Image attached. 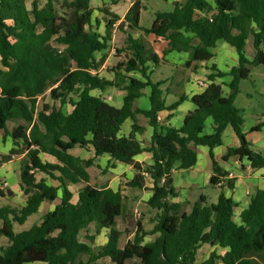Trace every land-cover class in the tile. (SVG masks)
<instances>
[{
	"label": "trees",
	"instance_id": "1",
	"mask_svg": "<svg viewBox=\"0 0 264 264\" xmlns=\"http://www.w3.org/2000/svg\"><path fill=\"white\" fill-rule=\"evenodd\" d=\"M90 1L31 0L28 7L26 0H0V130L13 143L7 153L0 154V166L22 155L19 184L25 196L22 205H0V237L7 240L0 244V264H126L134 258L138 264H264V189L251 193L238 221L234 220L236 204L223 191L215 202L200 196L188 211H181V203L172 201L178 196L173 174L195 165L196 147L200 145L209 148V183L220 189L223 185L233 188L234 179L217 186L226 173L212 152L222 143L221 133L227 125L239 144L228 147L222 159L237 156L249 161L253 169L264 167V153L247 140L241 109L234 104L240 82L250 77L251 67L264 66V0H173V9L155 12L148 28L139 24L142 0H131L118 23L119 29L125 27L127 36L125 45L116 52L125 55L108 70L111 78L98 74L104 58L97 59L95 53L109 46L120 16L106 7L98 9L104 18L100 33ZM101 1L118 5L124 0ZM131 31L141 35L134 37ZM142 32L166 42L163 56L173 51L187 53L184 67L192 66L193 72L198 63L212 58L211 50L218 40L229 44L238 55L237 64L228 72L230 95L223 96L221 85L214 82L215 77L227 73L212 65L209 83L191 97L195 107L182 124H160L158 113L167 110L170 116L186 96L181 93L166 103L168 86L164 87L163 79L151 78L160 57L144 42ZM248 39L254 49L251 58L245 50ZM130 72L139 73L141 78L128 75ZM107 87L125 91L121 107L91 93ZM145 87L150 88L149 108L133 109V101ZM47 90L50 100L70 103L72 110L64 114L51 103L39 106L38 96ZM138 113L153 128L148 145L133 135H118L126 119L132 120L134 132L143 130L137 123ZM10 120L21 122L9 128ZM207 120L211 121V133L205 131ZM262 125L264 121L252 130ZM76 145L92 146L94 157L83 160L70 154L68 150ZM143 152L150 153L152 163L133 162L134 156ZM41 154L56 162L43 160ZM105 154L110 157L109 167L116 160L133 164L128 187L142 189L146 181L152 182V193L145 202L151 227L145 229L138 220L122 248L119 239L123 232L116 220L130 217L132 205L120 189L89 184L86 171ZM77 183L84 185L72 203L68 186ZM5 196L6 190L0 189V198ZM57 198L54 208L45 212L39 223L14 231V224H23L42 202ZM90 224H94L95 232L85 233L81 239L80 233ZM102 229L107 230V241L96 246L95 236ZM148 236L152 239L147 241ZM203 245L214 249L197 262Z\"/></svg>",
	"mask_w": 264,
	"mask_h": 264
},
{
	"label": "crops",
	"instance_id": "2",
	"mask_svg": "<svg viewBox=\"0 0 264 264\" xmlns=\"http://www.w3.org/2000/svg\"><path fill=\"white\" fill-rule=\"evenodd\" d=\"M118 5H112L111 11L115 13L116 12L115 8ZM129 6L130 3L126 8L124 14L126 13ZM96 14L94 15V13H92L93 19L94 18L99 19L100 23L98 26V31L100 33H103L104 18H100ZM124 14L119 15L120 19L114 24L109 46L95 53V57L97 59L104 58L103 64L98 69V74L101 76H105L107 78H111L112 74L109 71H107V68L106 69L104 68V64L107 61L105 60V54L106 53L113 54L117 49L114 48V41L117 34L116 31L118 28V23L123 19ZM123 32L125 34V39H126L127 33L125 31ZM132 32L134 31H131V33ZM133 36L136 37V35ZM146 36L151 41V45L157 43L158 45L161 46L160 54H162L161 51L165 48L166 42L159 37L157 38L152 36L149 37L148 35ZM124 44H125V40H124ZM150 47L153 49L152 46ZM153 50L160 57L159 60L160 62L158 64L159 71L157 78L163 79L165 81L164 87L167 88L168 86L169 89L168 90L169 92H167L165 95L166 103L169 104L173 102V98H175L176 95H179L181 93H184L186 96V99L183 100L171 112L170 116H168L169 112L167 110H163L158 113V121L160 124L170 125L173 127H179L182 124V121L185 118V116L188 114V112L193 110L195 107V105L191 101V97L193 95L200 94L205 89L206 85L209 83L207 76L213 73V70L211 68L212 65H214L216 69L227 73L222 77H215L214 82L221 85L223 96L227 97L230 95L231 89L229 88V82L231 80V76L228 75V72L233 66L237 64L238 55L235 49L226 42L222 40H218L216 42L215 48L211 50L213 53L212 58H210L208 61H203L198 63V66L194 72L191 69L192 66L188 68L184 67V62L187 59V53L173 51L167 54L166 56L163 55L161 56L158 53V51H156L155 49ZM181 53L185 55H180L182 59L174 63L172 61V58H174L173 57L174 54L178 55ZM253 53H254V49L252 52H250V56H248V58H251L253 56ZM161 64H166L171 68H175L176 69L175 75L174 76L169 75V72H166L165 69L162 68L165 66L164 65L161 66ZM102 68H104L103 71L104 73L102 72ZM105 72H108L107 73L108 75ZM128 75L136 78H141L140 74L137 72H130ZM198 80L205 81V86L200 87L197 84ZM91 93L93 95L100 94L107 103L119 108L123 103V96L125 94V91L117 89L115 87H107L103 91L93 90ZM258 93H260V95L264 97V92H258ZM43 94H45V92ZM43 94L39 95L38 99ZM149 94H150V88L149 87L143 88L142 95L137 97L133 101L132 108L133 109L149 108L150 106ZM239 95H240V85H239V92L235 95L234 98V104L235 106L241 109V115L243 118L242 129L246 134V138L251 143L252 147L264 153V125L260 126L258 130H252L254 126L264 121V104L262 107L263 110H253V112L247 113L246 110L247 106L246 107L243 105L238 106L236 104ZM247 95L250 96V94ZM170 98H172V100L170 102H167V99ZM50 103L53 104L56 108H60L64 114H68L73 108V106L70 103H64L62 105L59 104V102L57 101H52ZM136 117H137L138 125L143 127V130L141 132H134L132 129V120L126 119L119 129L118 135L120 137H129L133 135L135 136L136 139L142 141L143 144L148 145L151 140L153 128L148 124L147 118L144 117L142 114L138 113ZM13 122L11 123V126L8 125L9 128H12L17 123H19L17 122L15 124ZM206 124L207 125L205 131L207 133H211L212 132L211 121L207 120ZM221 139H222V143L214 147L212 152L222 172L226 173L225 176L221 177V180L224 182V180L226 179H234V185L232 189L228 188L225 185H223L222 189H223V193L226 196H229L234 200L236 204L234 208V220L238 221L239 213L247 206L251 193L256 188L264 189V167L253 169L251 168L249 161H247L245 158H239L237 156H231L227 160L222 159V156L226 153L228 147H236L239 144V141L230 125H227L222 131ZM12 146H13L12 139L9 136H3V131L0 130V154L7 153ZM68 152L83 160L91 159L94 157V149L92 146L82 147L76 145L73 148L69 149ZM196 153H197L196 162L191 169L176 171L173 174V186L177 191L178 196L173 198L172 201L181 203V211H188L190 209L191 203L198 201L200 196H204V198H206L207 201L209 200V197L202 192V188H204L206 185H211L209 183V180L212 175V161L209 155V148L207 146H202V145L197 146ZM21 157L22 155L13 156L11 160L4 162L0 166V180H1L0 189L4 191L6 190V196L3 197L2 199H4L5 203H9L11 205L13 204L22 205L24 204V200H25L24 198L25 196L23 195L19 184V168H20ZM41 157L43 160H47L49 162H56L55 159L49 155L41 154ZM109 158L110 157L106 154L99 156L95 161L96 164L87 167L86 171L89 175V184L98 188L107 186L113 190L120 189L122 193L127 196L129 203L132 205V209L130 210L131 211L130 217H128L126 220H123L121 218H117L116 220L117 228L123 232L119 239L120 240L119 247L122 248L123 245L126 243V241L132 237L135 231L136 226H134L133 228L132 221L137 222L138 220H136V217L140 216V214L143 217L145 215L144 212H141L140 208L142 206L145 207V202L152 193L151 192L152 182L146 181L142 189H135L128 187L126 185V182L129 181L134 175L133 164L124 163L116 160L114 164L109 167L107 166L109 162ZM133 162L150 164L152 163L151 155L148 152H143L141 154L134 156ZM123 175L125 176V181L123 182V184H121L122 178L124 177ZM4 183H6V186H4ZM47 183L53 184V181L47 179ZM83 185L84 184L82 183H77L68 186V189L72 192V197H71L72 203H76L77 192L79 188L82 187ZM8 190L11 191L12 193L11 195L7 194ZM60 194H61L60 191H58V196H60ZM58 201L59 198L55 199L54 201H44L40 204L38 211L42 210L43 207L45 209V206L48 203L51 205H49V207L46 208L43 211V213L51 211ZM136 210L139 215H135ZM119 220L121 221V226L118 223ZM141 223L143 224L145 229H149L151 227L149 221L147 225L144 224L142 220ZM90 228L95 229L94 224H90L87 227V231H82L80 233V236H82L81 239H83L85 233L89 234ZM126 232H127V236L125 237V241L123 245H121L120 244L121 238H123L124 233ZM151 239H149V236L145 238V240L147 241ZM106 241H107V230L102 229L95 236L94 245L96 246L103 245L106 243ZM204 246L205 245H203L202 247ZM206 246H209L211 248V251L214 249V246H210V245H206ZM28 264H42V263L34 262Z\"/></svg>",
	"mask_w": 264,
	"mask_h": 264
},
{
	"label": "rangeland",
	"instance_id": "3",
	"mask_svg": "<svg viewBox=\"0 0 264 264\" xmlns=\"http://www.w3.org/2000/svg\"><path fill=\"white\" fill-rule=\"evenodd\" d=\"M45 0H40V3H44ZM61 0H58V3H60ZM106 1V0H105ZM91 5L94 8V15H98V17L103 18V14L98 10L101 9L102 7H106L111 11V7L112 5L110 4H105L107 2L101 1V0H91ZM143 2V8L141 9L140 12V20H139V24L143 27V28H148L151 26V23L153 21L154 18V14L157 11H171L173 9V0H142ZM129 3H131V0H124L123 2H121L116 8H115V13H117L118 15H123L126 8L128 7ZM26 4L28 7H30L31 4V0H26ZM114 13V12H113ZM126 29L124 28H117L116 31V37H115V41H114V48H120L122 47L124 44V40H125V34L123 31H125ZM119 34V35H118ZM133 35H136V37L140 36V31H134L132 32ZM149 36V35H148ZM150 37V36H149ZM142 38L144 40V42L149 46H152L153 49H155L156 51H158V53L160 54V45H158L157 43L152 44L151 45V41L148 39V37L146 36L145 33L142 32ZM246 56H250V52L253 51V46H252V41L251 39L247 40V44H246ZM119 55V56H118ZM124 53H117L116 50L113 54H105V60H107L104 64V68H107V71L113 67L116 63V61L123 59L124 57ZM162 56V54H160ZM180 55H185L183 53L181 54H174V58H172V61L174 63H176L178 60L182 59V57ZM109 56V57H108ZM188 57V55H187ZM118 59V60H116ZM165 66L162 67L165 69L166 72H169V75L174 76L176 69L175 68H171L170 66L166 65V64H161V66ZM168 66V67H166ZM104 68H102V72L104 71ZM158 71H159V67H156L154 69L153 74L151 75V78L153 80H157V75H158ZM163 72V71H162ZM104 73V72H103ZM106 74L108 72H105ZM164 73V72H163ZM108 75V74H107ZM258 92H264V66L263 65H257V66H252L251 67V73H250V77L248 79H244L240 82V95L236 101V104L238 106H247L246 110L247 113L253 112V110H263V104H264V97L260 95V93ZM247 94H250L247 95ZM175 98H173L174 101ZM172 100V98L167 99V102H170ZM44 102H52L50 100L48 91L45 92V94H43L42 96L39 97L38 99V105L40 106L42 103ZM248 108V109H247ZM14 121V122H13ZM17 123V122H21V120H10L8 121L7 125L11 126V123ZM247 126V123H246ZM124 176V175H123ZM125 181V176L122 178V183ZM220 191H223V189L221 188H217L214 187L212 185H206L204 188H202V192L207 195L209 197L208 202H215L216 201V197L218 195V193ZM5 204L4 199L0 198V205L1 204ZM49 205L51 204H47L45 206V209L49 207ZM44 207L42 208V210L37 211L34 214H31L26 221L19 225V224H14V231L18 232L24 229H27L29 227H31L33 224H37L41 221L42 216H43V211L45 210ZM141 212L144 211L145 215L144 217L140 214V216L136 217V220H142L144 224L147 225L148 223V212H147V207L142 206L140 208ZM135 215H139L137 210L135 211ZM119 225L121 226V221H118ZM136 221H132V226L134 228ZM92 227V226H91ZM92 234L95 232L94 228H90L89 229V234ZM97 235V234H96ZM127 236V232L124 233L123 238H121V245H123L124 241H125V237ZM80 238H82V236H80ZM149 239H151V237H149ZM120 241V240H119ZM7 240L5 237H0V244H6ZM211 252V248L209 246H204L202 247L198 254H197V262L205 260L209 253ZM259 262L262 263V259L261 258H256ZM108 262V261H106ZM126 264H138V260L136 258L132 259V260H128L126 262ZM216 264H220V262H216Z\"/></svg>",
	"mask_w": 264,
	"mask_h": 264
},
{
	"label": "built area",
	"instance_id": "4",
	"mask_svg": "<svg viewBox=\"0 0 264 264\" xmlns=\"http://www.w3.org/2000/svg\"><path fill=\"white\" fill-rule=\"evenodd\" d=\"M197 84H198L200 87H203V86H205V81H203V80H198ZM144 176H147V177H148V173H147V172H144ZM221 185H223V181H222V180H220V181L217 182V186H221ZM4 186H6V183H4Z\"/></svg>",
	"mask_w": 264,
	"mask_h": 264
},
{
	"label": "water",
	"instance_id": "5",
	"mask_svg": "<svg viewBox=\"0 0 264 264\" xmlns=\"http://www.w3.org/2000/svg\"><path fill=\"white\" fill-rule=\"evenodd\" d=\"M7 194H8V195H11L12 193H11V191L8 190V191H7Z\"/></svg>",
	"mask_w": 264,
	"mask_h": 264
}]
</instances>
